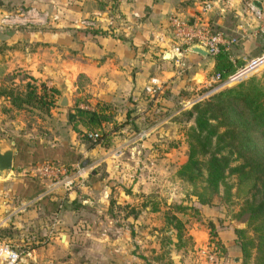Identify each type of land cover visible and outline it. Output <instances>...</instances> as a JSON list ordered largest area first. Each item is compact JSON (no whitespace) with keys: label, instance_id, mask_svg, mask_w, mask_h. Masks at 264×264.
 Instances as JSON below:
<instances>
[{"label":"crops","instance_id":"0c3cea01","mask_svg":"<svg viewBox=\"0 0 264 264\" xmlns=\"http://www.w3.org/2000/svg\"><path fill=\"white\" fill-rule=\"evenodd\" d=\"M203 1L205 0H95V5L91 7L87 0H75L78 5H72L70 0H63L62 5H56L55 0H0L1 63L11 61L12 55L17 53V45L20 43L22 46L24 41L21 40H27L35 47V50H30L29 67L46 64L47 73L55 78L53 82L65 83L69 61L74 53L72 47L76 48L74 56L78 62L77 69L87 78L86 89L91 95V103L87 107L107 105L112 120L103 121L102 124L111 126L114 123L117 128L112 132L114 146L97 144L88 147L78 136L75 138L76 145L70 147L88 160L90 156H94L91 161L93 166L105 163L111 175L116 173L117 167L124 164L128 167H122L121 172L127 173L131 159L141 157L135 154L144 150L143 145H152L153 149L161 146L159 150L156 148L154 155H162L163 158L170 155L177 157L175 151L172 154L171 148L180 138L183 139L184 133L177 129L181 123L176 114L182 108L177 105L176 97L185 93L186 88L194 87L196 74L203 75V79L210 74L213 57L189 50L184 53L185 65L178 64L167 17L171 13L195 16ZM210 1L211 8L205 15L211 25L230 29L241 20L249 0ZM260 1L264 7V0ZM19 2L29 6H19ZM76 14L84 19L83 26L87 31L80 34L77 47H74L76 41L72 42L70 26L71 16ZM88 16H93L94 20L87 19ZM231 16L232 24L228 23ZM238 44L239 50L237 49L236 54L232 53V48ZM263 44L257 41V37L241 40L231 48L230 58L234 61L240 53H250L256 47L262 49ZM44 51L46 58L39 56ZM203 62L209 65L207 72L201 70ZM23 63L28 66L25 61ZM55 63L60 65L55 66ZM37 74L35 72L33 75L40 76V73ZM152 76L162 82V89L156 97L145 89ZM161 142L166 146L161 145ZM126 144H130L129 147ZM124 145V151L126 148L133 150V157L121 158L114 155V151ZM138 167L140 168L139 164ZM47 186L26 199L27 202H34L38 213H46L44 220L48 225L42 226L41 231H30L20 236L17 249L22 254L21 264H134V252L129 250L133 246L132 231L129 232V228L137 221L134 216L114 219L115 225L110 232L94 230L88 224L90 220L87 217L63 212L69 202L79 195L78 192L70 189L64 196H60L61 191L53 192ZM14 192L20 195L17 191ZM42 195H49L51 202L42 200ZM87 199L80 195L82 204L85 205ZM53 201H58L57 208L50 209ZM25 204V199H21L19 206L24 207ZM21 217L29 219L28 213H23ZM97 218L92 220L98 221ZM119 220L125 221L120 227ZM215 226L217 238L226 247L235 244L232 227L217 223ZM195 230L196 228H192L188 233L197 241L203 235ZM107 243L111 245L106 246ZM170 264L197 263L175 258Z\"/></svg>","mask_w":264,"mask_h":264},{"label":"rangeland","instance_id":"374dc122","mask_svg":"<svg viewBox=\"0 0 264 264\" xmlns=\"http://www.w3.org/2000/svg\"><path fill=\"white\" fill-rule=\"evenodd\" d=\"M62 1L55 0V4L62 5ZM70 1L72 5L74 3L78 5L77 2H74L75 0ZM87 2L91 7L95 5V0H87ZM19 6L29 5L20 3ZM87 19L94 20V17L88 16ZM83 21L84 19L78 14L71 16L70 35L72 42L73 40L76 41L74 47H77L80 34L83 35L82 33L87 31L85 30L87 28L83 26ZM232 22L233 17L231 16L228 23L232 24ZM22 41H24V45L21 46L20 43L17 45L19 46L17 47V53L12 55L11 61L2 64V59H0V142L5 141L11 144L14 149L21 147L29 155L40 153L43 150L42 145L52 147L76 145L75 138L79 136L84 139L85 136L72 128L71 123L68 121V112L75 105L89 106L91 103V95L86 89L87 78L77 69L78 62L74 56L77 49L72 47V53H74L71 61H69V73H67L65 83L53 82L55 78L53 79L51 73H47L48 67L46 64L29 67L31 64L30 50L31 48L35 50V47H33L32 42ZM237 49L239 50V44L232 48V53L236 54ZM260 50V47H256L250 53H240L238 57L234 58V66L241 63L244 57L257 54ZM40 55H42V58H46V51L44 53L40 52ZM21 60L25 61L28 66H25ZM54 65L60 64L55 63ZM201 67L204 72L209 70V65L206 62H203ZM35 72L36 74L40 73V76L35 77L33 75ZM253 75L260 77L264 82V67ZM43 78L45 80H42ZM202 80L203 75L196 74L194 87L186 88L185 93H180L176 97L177 105H181L182 108V111L176 114L177 120L181 123V126L177 129L183 130L184 133L183 139L180 138L179 142L171 148L172 154L176 152L177 157L170 155L163 158L162 155H154L156 148L157 150L162 148L160 145L159 148L155 147V149L152 145H143L144 150L141 149L135 154L141 157H134L136 160L130 158L132 163L129 164L130 167L127 173L121 172L122 167H128L124 164L117 167V169L115 167L116 173L112 175L107 171L103 162L93 166L91 161L94 156L90 158L89 154V160L81 154L86 159L85 165L78 162L66 163L70 167L79 164L80 167H85L87 171L83 173V185L76 181V184L70 188L78 192L79 195L69 202L68 207L64 208L63 212H73L82 217H87L90 220L88 224L92 225L94 230L100 232H110L111 227L115 225L114 219H121L122 217L124 219L126 215L134 216L137 221L133 226L129 223V232L132 231L133 236V246H130L129 250L134 252V264H168L175 258L185 259L192 263L200 262L204 257L206 243L208 241L214 243V240L210 238L211 223L232 227L233 229L246 226L247 214H236L245 197L236 193L237 179L235 174H228L226 177V181L232 185L228 200L224 197V186L221 184L219 191L213 194L211 202L199 204L193 193L194 189H200L203 180L198 179L192 183L185 179H177L172 173L175 166L186 158L187 131L189 126L194 123L193 116L187 114L192 105H184L183 100L194 95L195 86ZM41 81L44 82L46 87V90H41L38 87L37 91L42 94V98L38 99L33 97L34 95L32 97L26 96L29 91L28 84L29 86H40ZM50 88L57 90L52 92ZM65 88L71 90L70 103L59 105L57 103L58 97ZM51 98L55 102L48 104L47 102ZM111 127H114V125L105 126L106 129ZM88 143V140H86V145ZM160 144L166 146L163 142ZM129 145L127 146L129 147ZM132 151L126 148V151L123 150L118 157H133L134 152ZM237 161H234V163ZM32 164H36V162H26L23 165L15 163L6 175L0 176V221L2 224L0 225V241H7L15 248L19 246L20 236L23 233L41 231L42 226L46 227L48 225L47 221L44 220L46 213H38L35 210L34 202L26 201L29 198L27 195L15 194L14 191L19 188L18 181L20 178L33 179L41 182L44 186L52 182L47 187H50L53 192L61 191L60 196H64L67 191H70L63 183H53L54 181L48 178L41 179L31 175L26 168ZM92 170H94V173ZM80 195L88 198L84 202L85 205L79 200ZM21 199H25L26 204L24 207L19 206ZM177 205H181L182 208L177 207ZM23 213H28L27 218L29 219L24 220L21 217ZM166 214H168L167 216L177 215L180 219L186 220L183 230L184 235L182 236L183 243V240L178 239L176 235L173 222H164ZM96 217H98V221H93ZM118 222L120 227L125 221L119 220ZM192 228H196V230H199V235H203L197 241L193 240L188 233ZM248 231L251 233L250 230ZM128 241L131 242L130 239ZM110 245V243L106 244V246ZM219 246L216 247L218 249L216 259L218 264H240L241 251L237 243L230 244L227 247L224 246V249L220 244ZM222 252L226 256H222L220 254Z\"/></svg>","mask_w":264,"mask_h":264},{"label":"trees","instance_id":"16d2710c","mask_svg":"<svg viewBox=\"0 0 264 264\" xmlns=\"http://www.w3.org/2000/svg\"><path fill=\"white\" fill-rule=\"evenodd\" d=\"M96 30H92L95 32ZM210 73L220 71L226 74L234 68L230 50H219L213 56ZM40 86H29L26 96L42 98L37 91L46 90L43 81ZM51 89V88H50ZM57 89H51L52 92ZM47 102V101H46ZM53 98L48 104L54 103ZM187 114L193 116L194 123L187 131L188 146L184 161L175 166L172 172L177 179L192 183L203 180L200 189H194L199 204L211 202L213 194L224 186L226 200L231 195L232 185L226 181L228 174L236 175V193L244 195V201L236 212L247 214L246 226L235 227L234 239L240 247V264H264V82L260 77L251 75L238 83L225 86L209 96L195 102ZM107 105L96 104L94 107L75 105L68 112V121L72 128L85 136L88 147L97 144L113 146L114 127L106 129L103 121H111ZM97 132L96 137L89 135ZM39 146V145H38ZM40 153L29 155L19 147L14 157L15 163L42 162L50 158L62 163L78 162L85 165L86 159L81 153L67 145H42ZM238 160L234 163V161ZM168 179V178H167ZM17 192L32 197L45 187L41 182L29 178H20ZM20 188L22 190L20 191ZM17 194V193H16ZM25 195V196H26ZM64 198V197H62ZM42 200L51 202L49 195H42ZM58 201H53L52 208H57ZM177 207L182 208L181 205ZM48 208V207H47ZM166 221L173 222L178 239L183 240L184 224L177 215L167 216ZM215 224L211 223V237L216 247L224 249L225 244L217 238ZM251 233H249V231ZM190 239V237L188 236ZM191 240V239H190ZM184 240L182 241V243ZM18 248V247H17ZM218 250V249H217ZM226 255L224 252L220 253ZM170 264V263H168Z\"/></svg>","mask_w":264,"mask_h":264},{"label":"built area","instance_id":"2783aa9c","mask_svg":"<svg viewBox=\"0 0 264 264\" xmlns=\"http://www.w3.org/2000/svg\"><path fill=\"white\" fill-rule=\"evenodd\" d=\"M211 5L212 2L210 0L203 1L199 13L192 17H186L178 13L168 15V27L171 32L175 59L178 64H185L183 59L184 53L190 50L189 46L192 43L205 46L208 49L209 55L213 56L221 49L231 50L241 40L264 35L263 6L259 7L249 0L241 16V20L233 28L222 29L213 27L206 18L205 12L211 8ZM263 67L264 47L257 54L244 57L241 63L235 64L234 68L226 74L216 71L207 75L206 78L199 81L195 86L194 95L189 99L183 100V104L191 106L225 86L245 80ZM145 89L151 95H156L162 89V82L157 77L152 76L146 84ZM89 135L96 137L97 132L90 131ZM122 151L123 147L120 146L114 151V155L120 156ZM26 170L31 175L41 179L48 178L54 181L53 183H63L69 189L76 184V181L81 183L80 185H83V173L87 171L85 167H80L79 164L75 167H70L65 163L51 159L29 165ZM204 250V257L197 264H218L216 261L218 251L215 242L208 241ZM21 259L22 254L20 250L13 247L7 241H0V262L5 264H21Z\"/></svg>","mask_w":264,"mask_h":264},{"label":"water","instance_id":"95a60500","mask_svg":"<svg viewBox=\"0 0 264 264\" xmlns=\"http://www.w3.org/2000/svg\"><path fill=\"white\" fill-rule=\"evenodd\" d=\"M257 6L261 7L260 0H253ZM257 41L264 43V35H258ZM190 50L198 52L203 55H209L208 49L198 43L190 44ZM71 90L65 88L61 95L58 97L57 103L59 105H68L70 103ZM17 150L13 146L5 141L0 142V176L6 175L14 166V157Z\"/></svg>","mask_w":264,"mask_h":264}]
</instances>
